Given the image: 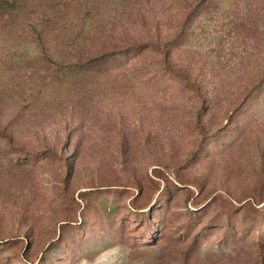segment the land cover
<instances>
[{
  "label": "rangeland",
  "instance_id": "374dc122",
  "mask_svg": "<svg viewBox=\"0 0 264 264\" xmlns=\"http://www.w3.org/2000/svg\"><path fill=\"white\" fill-rule=\"evenodd\" d=\"M15 2L0 264H264V0Z\"/></svg>",
  "mask_w": 264,
  "mask_h": 264
},
{
  "label": "trees",
  "instance_id": "16d2710c",
  "mask_svg": "<svg viewBox=\"0 0 264 264\" xmlns=\"http://www.w3.org/2000/svg\"><path fill=\"white\" fill-rule=\"evenodd\" d=\"M16 2L15 0H0V14L1 15H7L10 14L16 7ZM133 49H137L141 51L142 49H145L144 45H138L134 47ZM99 60V59H98ZM85 66L80 63H76L73 65V68L71 71L78 72L81 71ZM264 81V78L260 81ZM260 84V83H259ZM197 241V240H196ZM192 242L188 248L184 250H179L176 253V261L179 262V264H189L191 256L195 252L196 248H198V243L197 242ZM152 245H156V240ZM166 257H163L161 260L165 259Z\"/></svg>",
  "mask_w": 264,
  "mask_h": 264
}]
</instances>
